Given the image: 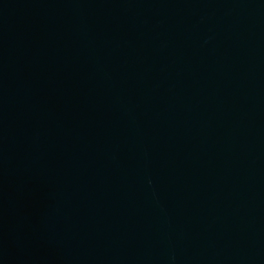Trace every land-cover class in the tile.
Segmentation results:
<instances>
[{"label":"water","instance_id":"obj_1","mask_svg":"<svg viewBox=\"0 0 264 264\" xmlns=\"http://www.w3.org/2000/svg\"><path fill=\"white\" fill-rule=\"evenodd\" d=\"M0 264H264V0H0Z\"/></svg>","mask_w":264,"mask_h":264}]
</instances>
